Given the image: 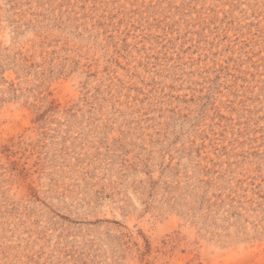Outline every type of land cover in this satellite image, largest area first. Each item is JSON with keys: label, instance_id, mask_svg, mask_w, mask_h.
I'll list each match as a JSON object with an SVG mask.
<instances>
[{"label": "rangeland", "instance_id": "obj_1", "mask_svg": "<svg viewBox=\"0 0 264 264\" xmlns=\"http://www.w3.org/2000/svg\"><path fill=\"white\" fill-rule=\"evenodd\" d=\"M0 264H264V0H0Z\"/></svg>", "mask_w": 264, "mask_h": 264}]
</instances>
